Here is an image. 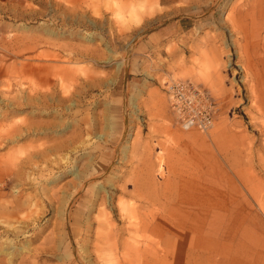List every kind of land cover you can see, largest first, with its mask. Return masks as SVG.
I'll return each instance as SVG.
<instances>
[{
  "label": "rangeland",
  "instance_id": "1",
  "mask_svg": "<svg viewBox=\"0 0 264 264\" xmlns=\"http://www.w3.org/2000/svg\"><path fill=\"white\" fill-rule=\"evenodd\" d=\"M169 80L208 92V131ZM219 241L264 264V0H0V264H207Z\"/></svg>",
  "mask_w": 264,
  "mask_h": 264
},
{
  "label": "built area",
  "instance_id": "2",
  "mask_svg": "<svg viewBox=\"0 0 264 264\" xmlns=\"http://www.w3.org/2000/svg\"><path fill=\"white\" fill-rule=\"evenodd\" d=\"M164 89L182 128L208 131L213 126L214 103L205 89L186 80L166 81Z\"/></svg>",
  "mask_w": 264,
  "mask_h": 264
},
{
  "label": "crops",
  "instance_id": "3",
  "mask_svg": "<svg viewBox=\"0 0 264 264\" xmlns=\"http://www.w3.org/2000/svg\"><path fill=\"white\" fill-rule=\"evenodd\" d=\"M239 237L240 235H234V236L230 235V238L228 239V244L224 246L229 247L231 242H235L236 240H238ZM221 246H222L221 241H219V243L216 246H213L212 249L208 247L209 249L206 251V259L208 262L207 264H224L228 247L223 248Z\"/></svg>",
  "mask_w": 264,
  "mask_h": 264
},
{
  "label": "bare ground",
  "instance_id": "4",
  "mask_svg": "<svg viewBox=\"0 0 264 264\" xmlns=\"http://www.w3.org/2000/svg\"><path fill=\"white\" fill-rule=\"evenodd\" d=\"M11 230V229H10ZM2 253H4V254H8V255H10L11 256V252H6V250H3V252ZM13 254V253H12ZM12 258V257H11ZM11 258H9V261L11 260Z\"/></svg>",
  "mask_w": 264,
  "mask_h": 264
}]
</instances>
